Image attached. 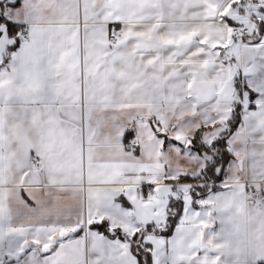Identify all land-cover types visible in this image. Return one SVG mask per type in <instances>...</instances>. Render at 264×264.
Listing matches in <instances>:
<instances>
[{
  "label": "snow or ice",
  "instance_id": "6c2138e0",
  "mask_svg": "<svg viewBox=\"0 0 264 264\" xmlns=\"http://www.w3.org/2000/svg\"><path fill=\"white\" fill-rule=\"evenodd\" d=\"M0 264H264V0H0Z\"/></svg>",
  "mask_w": 264,
  "mask_h": 264
}]
</instances>
